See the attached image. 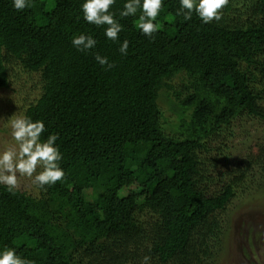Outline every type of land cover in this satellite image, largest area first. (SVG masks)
I'll use <instances>...</instances> for the list:
<instances>
[{"label":"trees","instance_id":"trees-1","mask_svg":"<svg viewBox=\"0 0 264 264\" xmlns=\"http://www.w3.org/2000/svg\"><path fill=\"white\" fill-rule=\"evenodd\" d=\"M81 2L17 11L0 0V89L35 74L39 89L22 91L20 109L44 122L42 139L57 134L65 172L35 193L0 185V248L32 264H217L231 196L249 178L264 189V136L218 168L235 122L264 121V0H228L211 23L185 21L179 0H163L152 38L136 27L139 10L120 17L116 0V42L83 20ZM81 32L97 41L87 52L71 43ZM164 88L176 134L163 126Z\"/></svg>","mask_w":264,"mask_h":264},{"label":"clouds","instance_id":"clouds-1","mask_svg":"<svg viewBox=\"0 0 264 264\" xmlns=\"http://www.w3.org/2000/svg\"><path fill=\"white\" fill-rule=\"evenodd\" d=\"M116 0H82L80 9L83 20L89 24L105 25L104 35L116 42L123 26L110 11ZM228 0H179L177 16L185 21L191 19L193 13L203 23L218 21L222 16V9ZM12 7L21 11L30 7V0H11ZM163 0H124L119 12L120 17L135 16L139 10L136 27L145 36L152 38L162 25L156 18L162 11ZM72 45L80 52L93 49L97 41L90 33L81 32L71 37ZM118 51L126 55L128 41L120 42ZM95 60L103 67L111 68L113 65L106 56L94 54ZM10 135L15 146L0 149V185H4L8 192H15L18 177L32 179L34 185L41 190L61 181L65 172L60 167L62 153L59 150L57 134L49 133L42 139L45 124L42 120H33L27 115H13L8 120ZM39 169V170H38ZM0 264H32L26 258L19 256L14 248H0Z\"/></svg>","mask_w":264,"mask_h":264},{"label":"rangeland","instance_id":"rangeland-1","mask_svg":"<svg viewBox=\"0 0 264 264\" xmlns=\"http://www.w3.org/2000/svg\"><path fill=\"white\" fill-rule=\"evenodd\" d=\"M180 78H174L178 84ZM38 83V84H36ZM16 91L13 90V87ZM10 87L0 89V149L15 146L10 135L8 120L13 115H22L20 105L22 91L33 96L39 89V81L35 74L21 73ZM164 88L160 90L157 102L163 113V126L167 132L178 133L170 128L178 115L172 104L173 96ZM234 136L230 145L227 160L221 158L219 172L227 168L229 160L257 150L256 142L264 136V121L243 117L233 125ZM39 170V169H38ZM251 184H250V183ZM255 179H247L242 187H238L221 213L225 232L222 250H219L217 264H264V189L255 186ZM17 188L28 193H35L36 187L31 178L19 176Z\"/></svg>","mask_w":264,"mask_h":264}]
</instances>
